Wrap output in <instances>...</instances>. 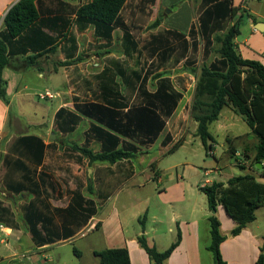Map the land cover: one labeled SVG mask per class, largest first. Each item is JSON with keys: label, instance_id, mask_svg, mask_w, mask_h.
<instances>
[{"label": "crops", "instance_id": "0c3cea01", "mask_svg": "<svg viewBox=\"0 0 264 264\" xmlns=\"http://www.w3.org/2000/svg\"><path fill=\"white\" fill-rule=\"evenodd\" d=\"M18 1L0 0V31L4 29L5 15ZM91 1L35 0L39 18L33 30L25 31L9 45L10 61L2 72L6 81L9 104H5L0 99V190L3 195L8 196L7 199L0 197V202L5 207L11 208L16 227L0 223V243L8 242L11 247L9 255L0 254V264H43L41 252L51 255L55 247L76 243L80 238L86 237L88 232L95 234L94 241L89 244L95 260L93 264H99L95 252L106 248H126L131 264H153L138 241L140 236H145L148 245L155 247L159 252L166 251L179 238L176 248L164 264H217L213 253L209 250L211 210L206 195L201 191L202 187L216 180L204 179L206 177L204 173L196 171L194 165L188 162L169 164L165 168H160L158 161L145 166L143 159L144 156L150 155L159 141L162 146V141L167 135L172 137V141L163 147L167 150L165 154H174L185 143L186 134L181 133L179 128L184 124L188 125V115L185 110L188 108L192 111L196 84L194 87H187L185 77L188 74L186 71L177 72L186 67L184 61L175 68L159 70V72L168 71L175 88L182 92L183 97L155 143L140 147L133 158L123 159L114 164L92 162L90 164L87 157L73 150L72 145L84 144L85 132L95 124L93 119L80 113L78 114L81 116V121L73 132L62 134L53 128L55 115L62 107L77 112L74 109L75 103H96L120 109V103H126L129 108L136 101L137 90L130 95L131 99L128 101L125 89L119 81V85L109 88L107 80L112 77L113 71L107 69L106 60L124 58L122 29L115 27L110 39L98 38L95 35L93 22L78 17L75 13L79 7ZM144 1L128 0L121 16L127 24L134 12V22L131 25L142 28L137 34L142 54L136 61L140 65L146 61L147 71L151 59L144 46L153 36L166 37V32L169 30L185 34L190 41L188 35L192 26L199 29L203 0L147 1L143 10L141 7ZM232 6L239 10L228 22L229 26L234 25L238 18L242 20L239 33L234 39L236 51L243 59L260 61L264 65V0H232ZM222 33L224 32H217L215 35ZM201 39V34H198L196 39L200 42L198 63L210 65L209 63L220 58L217 51L213 55L218 49L217 43L214 41L213 51L209 59L204 61ZM51 40L52 43L49 42ZM44 48L50 49L31 63L27 60L37 52L46 50ZM78 58L81 59L75 64L62 65L64 62H73L72 60ZM130 65L135 66L134 62ZM30 73L38 80L35 85L30 81ZM60 74L64 79L61 83L57 77ZM42 79H46L48 84H45V87L41 85ZM157 86V80L151 77L146 87L148 91L154 92ZM52 87L55 91L51 90ZM45 92L52 93L53 98L40 99L39 95ZM75 98L78 101H75ZM55 99L59 102L54 103ZM231 110L236 113L235 110ZM190 117L192 125L196 124L195 135H197L198 123L192 116ZM81 133L82 141L63 142L64 147L60 145L63 139L67 140ZM28 136L41 139L45 145L37 157L29 156L24 141ZM246 137L247 141L254 139L251 130ZM181 138L184 139L182 145L175 151H170ZM231 138L234 139L229 136V139ZM16 140H19L17 146L15 144L11 148ZM239 144L236 141L232 143L234 146ZM90 149L95 153L101 152L100 143L94 141ZM7 154L14 157V164L19 163V167H34L37 177L41 173L53 176L57 191L54 198L47 199L52 208L65 206L67 198L71 195L69 191L72 193L79 185H84L82 194L86 200L94 202L98 210L97 214L72 237L41 247L36 246L21 210V206L32 200L34 196L29 192L15 194L5 186L3 176L10 173L4 165ZM241 154L242 150L240 152L237 149V156ZM250 160L242 162L244 168H248L246 172H249L245 175H253L264 184V177L259 171L263 165L261 164L259 168L258 163H255L256 167H253ZM137 161L142 165L138 170ZM187 169L190 173H187ZM81 170H85L87 179L80 174ZM96 170L104 176L101 182L103 187L111 192L110 197L103 204H99L98 190L94 182ZM217 170L220 173L223 171L220 164L217 165ZM20 172L24 174L21 168L18 175ZM186 173L189 175L188 179ZM211 173L212 170L206 171L208 177ZM18 175L11 174V177L15 179L19 177ZM230 178L219 182L227 185ZM41 188L43 189L42 185ZM217 216L221 222L220 232L226 237L219 247L223 262L255 264L259 256L264 255V206L255 210L254 221L248 223L237 236L231 235L236 224L222 206L218 207ZM96 233H98L97 237ZM25 243L26 250L23 249ZM75 249L77 255L81 257L83 249L79 245L75 246ZM25 257L27 260H23ZM49 258L51 259H45L47 264H55L52 257Z\"/></svg>", "mask_w": 264, "mask_h": 264}, {"label": "trees", "instance_id": "16d2710c", "mask_svg": "<svg viewBox=\"0 0 264 264\" xmlns=\"http://www.w3.org/2000/svg\"><path fill=\"white\" fill-rule=\"evenodd\" d=\"M127 1L92 0L75 12L78 17L93 22L95 35L98 38L110 39L115 27L122 29L124 58L106 60L107 69L113 71L112 77L107 80L110 88L119 85L118 80L121 78L120 84L125 89L128 101L131 99L130 95L136 90L137 92L136 101L129 108L126 103H120V109L96 103H75L74 109L77 112L60 108L55 115L54 125L62 134L76 129L81 121L78 113L95 121V124L85 132L84 144L82 146L75 144L71 148L87 157L90 164L91 162L114 164L123 159L133 158L140 147L155 143L183 97L182 92L175 88L168 71L159 72V70L175 68L184 61L186 65L184 71L193 74L200 50V42L196 39L197 35L201 34L203 60L209 59L214 41L219 45L216 51L220 58L209 63L210 65L203 63L198 76L191 111L193 119L198 123L196 136L200 137L207 152L212 151L214 139L210 133V125L219 119L225 107L231 108L247 123L256 141L253 163H264V65L260 61L243 59L236 51L234 39L239 33L242 20L238 18L234 25L229 26L228 22L239 10L232 6V0H203L199 29L192 26L188 35L190 41L185 34L175 30L167 31L164 38L153 36L144 46L151 59L147 71L146 61L143 65L136 61L142 54L140 40L137 39V34L142 28L131 25L134 22V12L127 24L121 16ZM147 1L154 0H145L141 7L143 10ZM38 18L39 12L35 0H19L4 17V29L0 31V99L5 104H9V100L2 72L10 61L9 45L25 31L33 30ZM217 32L224 33L215 35ZM49 42L52 43V40ZM48 49L37 52L27 60L33 62ZM80 59L64 62L62 65L75 64ZM131 62H134V67L130 65ZM151 77L157 80L158 84L154 92L148 91L146 87ZM75 99L78 101L77 98ZM125 108L127 109L124 110ZM24 141L32 158L34 155L37 157L45 146L43 141L35 136H28ZM94 141L100 143L101 152L95 153L90 149ZM171 141L172 137L167 135L162 141V146H167ZM183 141L184 139L181 138L170 151L179 148ZM17 142L19 140H16L11 148L15 144L17 146ZM231 145L228 149L230 156L236 159L239 167L244 168L242 160L252 157L250 147L246 145L243 148L240 158L237 156L236 147ZM14 161V157L10 154L6 155L4 165L10 173L3 176L4 184L15 194L29 192L34 196L32 200L21 206V210L36 246L41 247L72 237L97 214L98 210L94 202L86 200L82 194L84 185H79L72 193L69 191L71 195L67 198L65 206L52 208L47 199L54 198L57 191L53 176L41 173L37 177L34 167H19V163L14 164ZM20 168L24 174L20 172L18 175ZM259 171L264 177V165ZM99 173V170H96L94 182L98 190L99 204H103L110 197L111 192L103 187L101 182L104 176ZM11 174L19 177L12 179ZM201 191L206 195L211 210L209 250L213 253L217 264H225L220 256L219 247L226 237L220 232L218 207L222 206L228 216L234 220L236 227L233 228L231 235L237 236L248 223L254 221L255 210L264 206V184L253 175L234 176L229 179L227 185L213 181L202 187ZM14 217L11 208L5 207L0 202V223L16 227ZM138 241L153 264H164L176 248L179 238L164 252L150 247L145 236H140ZM75 253L77 254V250ZM128 253L126 248H106L95 252V256L99 259V264H131ZM255 264H264L263 254Z\"/></svg>", "mask_w": 264, "mask_h": 264}, {"label": "rangeland", "instance_id": "374dc122", "mask_svg": "<svg viewBox=\"0 0 264 264\" xmlns=\"http://www.w3.org/2000/svg\"><path fill=\"white\" fill-rule=\"evenodd\" d=\"M257 3V2H256ZM216 44V43H215ZM216 48H219V45H216ZM118 50V47L116 48ZM216 50L214 51L213 55H215ZM204 64L202 62H199L198 65L193 69L192 73L186 72L188 75L185 77L186 80V86L187 87H194L195 84L198 81V76L200 75L201 68ZM92 69V67H91ZM177 72L185 73L184 69H181ZM34 74L30 73V81L33 82V85L38 82V80L32 76ZM34 77V78H33ZM61 83L63 79L62 74L57 76ZM119 83L122 81L121 78H119ZM46 79L41 80V85L45 87ZM51 87V86H50ZM123 87V86H122ZM52 91H55V89L52 87ZM194 93V92H193ZM191 95V94H189ZM36 100H39L38 97H35ZM59 102L58 99L54 100V103ZM191 110H188L186 108L185 113L188 115V125L184 124V126L180 127L181 133H185V143L183 146L179 148L178 151H176L174 154H165L167 150L161 146L160 141L156 144L153 151L150 153V155L144 156V165L148 166L151 162L155 163L158 161V165L160 168H165L169 164H183L185 162H188L192 165H194V168L198 172H203L206 176L204 179H210L211 181H226L227 178L232 177L233 175H245L248 171V168H241L236 165V159L234 157L229 156L230 150L227 153V150L229 146L236 141L239 142V146L236 145V149L243 150V148L247 145L251 149V160L250 164L253 167H256L255 163H253L254 159V144L255 139L251 141H247L246 135L250 133V128L247 125V123L243 120L241 116H239L237 113L233 112L230 108L225 107L220 115V118L218 121L214 122L210 126V133L214 139L213 141V149L212 151H208L205 149L202 140L199 136L195 135V127L196 124L194 123L192 125V114H190ZM53 128L56 132L55 125L53 124ZM59 133V132H58ZM61 133V132H60ZM230 137H234V139H229ZM58 137V136H57ZM251 136H249L250 138ZM83 139V134L75 135V137H69L66 139H63L62 142H60L61 146H65L63 142H80ZM93 143V142H92ZM91 143V144H92ZM232 146V145H231ZM240 158H242L240 156ZM249 160V159H248ZM245 160H242V162ZM221 165L222 172L220 173L219 170H217V165ZM255 165V166H254ZM141 163L139 161L136 162V168L141 169ZM141 167V168H140ZM212 170V173L208 177L206 175V171ZM150 171V170H149ZM148 171V173H149ZM187 173H190V170L187 169ZM186 173V177L188 179L189 175ZM80 174L87 179V174L85 170H81ZM150 174H152V171H150ZM93 175V174H92ZM1 177V175H0ZM1 188V185H0ZM89 193V192H88ZM8 195H3L2 191L0 190V197L2 199H7ZM90 234V235H89ZM95 234L87 233L86 237H82L77 241L76 243H70V244H64L58 247H55L52 249L51 255H48L46 252H41V258L42 263L47 264L45 259H51L49 256L52 257L55 264H93L94 263V257L90 251L89 244H92L94 241ZM98 236V233H96V237ZM6 240H10V238H6ZM12 241V240H11ZM10 241V242H11ZM7 242V241H5ZM96 242V241H95ZM78 245L83 249V255L79 257L75 253V246L78 247ZM10 246L7 244H1L0 243V254L2 256H7L10 254ZM23 249L26 250V243L23 245ZM29 255H27L28 257ZM27 257H25L23 260H27ZM99 261V259H98Z\"/></svg>", "mask_w": 264, "mask_h": 264}, {"label": "built area", "instance_id": "2783aa9c", "mask_svg": "<svg viewBox=\"0 0 264 264\" xmlns=\"http://www.w3.org/2000/svg\"><path fill=\"white\" fill-rule=\"evenodd\" d=\"M39 98L42 100L47 99V98H53V94L50 92H45V93L40 94ZM262 165H264V163H262Z\"/></svg>", "mask_w": 264, "mask_h": 264}, {"label": "water", "instance_id": "95a60500", "mask_svg": "<svg viewBox=\"0 0 264 264\" xmlns=\"http://www.w3.org/2000/svg\"><path fill=\"white\" fill-rule=\"evenodd\" d=\"M257 166H258L259 168H261V166H262V165H261V163H260V162H258Z\"/></svg>", "mask_w": 264, "mask_h": 264}]
</instances>
